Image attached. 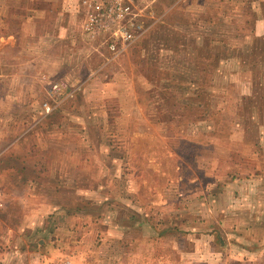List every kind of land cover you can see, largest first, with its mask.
I'll list each match as a JSON object with an SVG mask.
<instances>
[{
  "label": "rangeland",
  "instance_id": "obj_1",
  "mask_svg": "<svg viewBox=\"0 0 264 264\" xmlns=\"http://www.w3.org/2000/svg\"><path fill=\"white\" fill-rule=\"evenodd\" d=\"M84 1L0 0V264H264V0Z\"/></svg>",
  "mask_w": 264,
  "mask_h": 264
},
{
  "label": "crops",
  "instance_id": "obj_2",
  "mask_svg": "<svg viewBox=\"0 0 264 264\" xmlns=\"http://www.w3.org/2000/svg\"><path fill=\"white\" fill-rule=\"evenodd\" d=\"M62 1H63V7H64L67 0H62ZM61 8H62V6H61ZM27 18H29V16H27ZM237 187L238 186L235 183V188H237ZM249 190H250V196H249L250 200L248 201V203L250 202L249 203L250 208H251L250 212L252 213L249 215V222H252L251 223V226H252V225L256 224L255 220H258L257 215L255 214V212L257 213L258 209L256 210L257 206H256L255 201H254V192L256 189L251 187V188H249ZM236 194L237 193H235V196L237 197V199L235 198V201H234L235 202V204H234V220L235 221H234V224H233L234 226H233V230H232L233 239H230L229 237H225V233H223L222 231H221V233L219 232V235H221V241H219L220 246H221V254L223 252L225 253V251H224L225 248H227L231 244H234V252H235V255H233L234 259L239 260V261L246 260V261H250V262H257L259 259L264 258V243L260 244L259 246H256V248H255L254 245H251L252 242H254V237L252 235L253 232H251L250 234H243L242 230H240L242 227L243 221H245V211H242L243 210L242 208L247 206L246 205L247 193H244V194L238 193L237 195ZM258 204H260V203H258ZM241 211L243 212L244 220L242 218H240V216H242ZM246 220H247V218H246ZM221 222H222V219H221ZM141 223L145 224L143 221H141ZM213 235H215V234H213ZM217 235H218V231H217ZM248 236L250 237L249 239H248ZM262 236H263L262 238L264 239V235H262ZM154 242L155 243L161 242V239H158L156 237ZM248 242H250L249 247L246 245ZM197 254H198V252H196L195 256ZM198 256L201 257V255H198ZM226 259L229 260L227 258V256L221 255V264H225ZM203 260H205L204 257H203Z\"/></svg>",
  "mask_w": 264,
  "mask_h": 264
},
{
  "label": "built area",
  "instance_id": "obj_3",
  "mask_svg": "<svg viewBox=\"0 0 264 264\" xmlns=\"http://www.w3.org/2000/svg\"><path fill=\"white\" fill-rule=\"evenodd\" d=\"M94 1L96 2V4H94ZM107 1L110 2L109 8H107V5H106L104 9H103L102 3L99 1H96V0H85L84 1V5H88V6L90 5V7L92 8L91 11L88 13L90 25L89 27L86 28L87 31H91L92 29H94L95 25L98 27L97 18H99L100 13L102 11L105 13V16L107 15L108 12H110V14L117 13V16L119 18H123L124 15H130L129 12L131 10V7L127 4L128 0H107ZM104 10H106V12ZM101 29L107 30V26H102ZM131 37L132 35L128 33L126 39L129 40L131 39ZM116 46L117 45L111 44L109 48L111 51H115Z\"/></svg>",
  "mask_w": 264,
  "mask_h": 264
},
{
  "label": "trees",
  "instance_id": "obj_4",
  "mask_svg": "<svg viewBox=\"0 0 264 264\" xmlns=\"http://www.w3.org/2000/svg\"><path fill=\"white\" fill-rule=\"evenodd\" d=\"M139 224H142L141 222Z\"/></svg>",
  "mask_w": 264,
  "mask_h": 264
}]
</instances>
